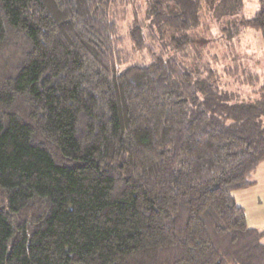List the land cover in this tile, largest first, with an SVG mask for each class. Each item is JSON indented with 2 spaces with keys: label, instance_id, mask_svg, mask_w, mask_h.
Segmentation results:
<instances>
[{
  "label": "trees",
  "instance_id": "obj_1",
  "mask_svg": "<svg viewBox=\"0 0 264 264\" xmlns=\"http://www.w3.org/2000/svg\"><path fill=\"white\" fill-rule=\"evenodd\" d=\"M207 4L147 0V60L121 67L112 0H0V264H264L233 197L264 161V73L255 100L222 90ZM240 26L264 45V1Z\"/></svg>",
  "mask_w": 264,
  "mask_h": 264
},
{
  "label": "rangeland",
  "instance_id": "obj_2",
  "mask_svg": "<svg viewBox=\"0 0 264 264\" xmlns=\"http://www.w3.org/2000/svg\"><path fill=\"white\" fill-rule=\"evenodd\" d=\"M225 1L221 6V0H202L208 4L203 6V16L195 29L198 37L204 39L198 42L202 46L200 56L204 62L201 63L209 64L216 72L222 90L233 101L248 102L256 96L244 77L264 73V45L258 33L242 28L240 23L250 19L264 0ZM146 3L147 0H112L110 15L117 23L115 37L124 56L121 67L147 60L146 52L135 51L127 36L133 20L145 18Z\"/></svg>",
  "mask_w": 264,
  "mask_h": 264
},
{
  "label": "crops",
  "instance_id": "obj_3",
  "mask_svg": "<svg viewBox=\"0 0 264 264\" xmlns=\"http://www.w3.org/2000/svg\"><path fill=\"white\" fill-rule=\"evenodd\" d=\"M253 180V186L235 191L233 197L237 205L243 208L247 225L264 235V161L254 172Z\"/></svg>",
  "mask_w": 264,
  "mask_h": 264
}]
</instances>
